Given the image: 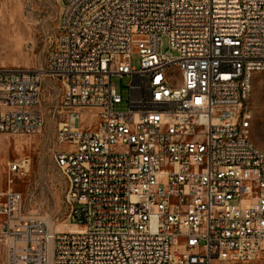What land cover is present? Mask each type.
I'll return each instance as SVG.
<instances>
[{
  "label": "built area",
  "instance_id": "1",
  "mask_svg": "<svg viewBox=\"0 0 264 264\" xmlns=\"http://www.w3.org/2000/svg\"><path fill=\"white\" fill-rule=\"evenodd\" d=\"M61 3L47 68L0 66V133L42 131L49 78L54 161L68 220L81 229L51 232L26 217L11 186L31 159L10 162L0 191L8 264L264 258V149L248 103L264 71V0ZM113 76L132 78L126 111L115 110Z\"/></svg>",
  "mask_w": 264,
  "mask_h": 264
},
{
  "label": "rangeland",
  "instance_id": "2",
  "mask_svg": "<svg viewBox=\"0 0 264 264\" xmlns=\"http://www.w3.org/2000/svg\"><path fill=\"white\" fill-rule=\"evenodd\" d=\"M62 7L61 0H0V66L47 68L57 45ZM133 32H137L136 27H133ZM168 48V40L164 37L163 49L165 51ZM138 60V55H135V67H138ZM131 82L132 78L128 76L112 77V84L122 97V102L115 105L116 111L129 108ZM51 87L52 82L46 78L43 87L46 123L40 133L22 136L0 133L1 137H6L4 145L0 139V191L8 189V164L29 157L30 171L15 178L11 188L22 195V210L26 217L41 219L51 232H57L68 229L71 223L65 207L66 180L53 156L57 124L52 116L56 96ZM248 103L253 115L252 139L264 149V132L260 127L264 115V71L253 74ZM21 143H24V147H21ZM0 264H8V249L2 243ZM246 264H264V258Z\"/></svg>",
  "mask_w": 264,
  "mask_h": 264
},
{
  "label": "bare ground",
  "instance_id": "3",
  "mask_svg": "<svg viewBox=\"0 0 264 264\" xmlns=\"http://www.w3.org/2000/svg\"><path fill=\"white\" fill-rule=\"evenodd\" d=\"M18 39V38H17ZM18 136H22V135H18ZM0 139L2 140V144L4 145V141L6 140V137H1L0 136ZM21 147H24V143H21ZM81 228L80 227H76V226H69L68 229L66 230H70V231H76V230H80ZM63 231V230H62Z\"/></svg>",
  "mask_w": 264,
  "mask_h": 264
}]
</instances>
